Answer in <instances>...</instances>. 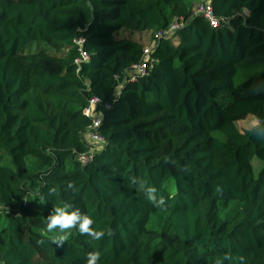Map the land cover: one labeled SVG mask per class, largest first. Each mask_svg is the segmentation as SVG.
I'll return each mask as SVG.
<instances>
[{
  "label": "trees",
  "instance_id": "trees-1",
  "mask_svg": "<svg viewBox=\"0 0 264 264\" xmlns=\"http://www.w3.org/2000/svg\"><path fill=\"white\" fill-rule=\"evenodd\" d=\"M200 1L0 0V264H86L94 250L99 264H264V139L237 125L264 119V0H213L221 28ZM176 21L132 80L147 44L120 31L151 41ZM94 97L102 150L88 139ZM65 202L114 235L72 229L57 247L46 217Z\"/></svg>",
  "mask_w": 264,
  "mask_h": 264
},
{
  "label": "clouds",
  "instance_id": "clouds-1",
  "mask_svg": "<svg viewBox=\"0 0 264 264\" xmlns=\"http://www.w3.org/2000/svg\"><path fill=\"white\" fill-rule=\"evenodd\" d=\"M246 131L249 134L255 135L260 139H264V119L252 114L251 119L247 123ZM131 183L137 184L144 190L149 202L156 208L164 209L166 207V200L163 196L157 195V189L154 186H147L138 181V178H130ZM67 189L78 192L79 189L75 183L69 181ZM50 194H54L55 190L50 189ZM215 191L222 194L223 189L217 186ZM43 203V201L39 202ZM47 233H56L49 236V239L57 247H62L67 242L72 234V229H78L81 235H86L94 241L102 240L105 235L111 237L114 235L111 229L96 230L93 228L94 220L87 214L80 211L79 208H74L71 204L65 202L62 205L55 206L50 214L46 217ZM58 230V231H57ZM43 241H41L42 243ZM101 253L99 251H91L87 253L86 264H99ZM233 257L225 254L223 257H218L213 261V264H224V261H232ZM240 264H243L244 257H238Z\"/></svg>",
  "mask_w": 264,
  "mask_h": 264
},
{
  "label": "built area",
  "instance_id": "built-area-1",
  "mask_svg": "<svg viewBox=\"0 0 264 264\" xmlns=\"http://www.w3.org/2000/svg\"><path fill=\"white\" fill-rule=\"evenodd\" d=\"M195 13L197 16L203 17L205 20L209 22L211 27L214 28H221V27H230V22L228 19H220L213 7V0H201L199 4L197 5L195 9ZM185 24V21H176L173 25H171L169 28L160 29L154 33L152 36V40L149 44H147L144 48L143 53V60L140 63H136L132 66V69L129 70V75L131 76L132 80H135L138 76H144L147 74V72L150 70L151 66L153 65V57L152 53L154 49L158 46V44L163 39H169L172 38L175 31L181 28ZM75 44L78 46L80 51V59L78 62L88 60L89 54L84 48L85 39L84 38H77L75 40ZM98 103H100V99L97 97H94L90 101L89 107L85 110V113L87 116H90L93 118L92 120V126L89 129L88 138L90 142L92 141L95 144H99L97 148L103 149V146L106 142L105 138L99 133L98 128L101 127V115L97 111ZM92 114V115H91ZM91 142V143H92ZM94 144V145H95ZM92 158L91 154H84L79 157V159L87 163Z\"/></svg>",
  "mask_w": 264,
  "mask_h": 264
},
{
  "label": "rangeland",
  "instance_id": "rangeland-1",
  "mask_svg": "<svg viewBox=\"0 0 264 264\" xmlns=\"http://www.w3.org/2000/svg\"><path fill=\"white\" fill-rule=\"evenodd\" d=\"M119 37L123 38V37H130V38H133V39H136V40H139V41H143V39L145 40L144 42L146 44H149L150 43V38H151V32L150 31H146V32H141V31H129V30H122L120 31L119 33ZM39 44H43V43H34L33 46H39ZM92 115V114H91ZM251 119V117L249 118H246V119H243V120H239L237 122V125L239 127V129L242 131V132H245L246 131V127H247V123L248 121ZM88 138H90L88 136ZM92 142V141H91ZM93 143V142H92ZM95 144V143H93ZM95 146H99V144H95ZM260 163L255 160L254 161V165L256 166V169H255V172L256 174L259 173L260 171V168L261 167H258Z\"/></svg>",
  "mask_w": 264,
  "mask_h": 264
},
{
  "label": "crops",
  "instance_id": "crops-1",
  "mask_svg": "<svg viewBox=\"0 0 264 264\" xmlns=\"http://www.w3.org/2000/svg\"><path fill=\"white\" fill-rule=\"evenodd\" d=\"M251 117V116H250ZM249 118V117H248Z\"/></svg>",
  "mask_w": 264,
  "mask_h": 264
}]
</instances>
